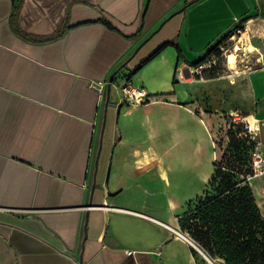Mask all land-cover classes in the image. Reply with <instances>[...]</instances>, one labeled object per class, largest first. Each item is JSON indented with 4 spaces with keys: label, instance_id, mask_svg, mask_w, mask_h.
<instances>
[{
    "label": "crops",
    "instance_id": "0c3cea01",
    "mask_svg": "<svg viewBox=\"0 0 264 264\" xmlns=\"http://www.w3.org/2000/svg\"><path fill=\"white\" fill-rule=\"evenodd\" d=\"M239 26L264 53V0H0V264H194L178 217L214 167L173 200L170 148L197 174L190 122L264 121V71L186 79ZM125 63L150 99L107 105Z\"/></svg>",
    "mask_w": 264,
    "mask_h": 264
},
{
    "label": "trees",
    "instance_id": "16d2710c",
    "mask_svg": "<svg viewBox=\"0 0 264 264\" xmlns=\"http://www.w3.org/2000/svg\"><path fill=\"white\" fill-rule=\"evenodd\" d=\"M233 30L207 53L219 57L220 45L232 36ZM177 50L183 58L178 46ZM204 62L202 57L190 65L196 67ZM220 76L207 75V78ZM230 126L228 149L215 165L204 194L188 204L178 217V224L182 232L219 264H264V214L249 182L254 174L251 159L254 141L244 134L241 125ZM194 253L197 255L198 251Z\"/></svg>",
    "mask_w": 264,
    "mask_h": 264
},
{
    "label": "rangeland",
    "instance_id": "374dc122",
    "mask_svg": "<svg viewBox=\"0 0 264 264\" xmlns=\"http://www.w3.org/2000/svg\"><path fill=\"white\" fill-rule=\"evenodd\" d=\"M236 30L237 29L235 28L233 30L232 36L220 45L221 55L219 57L207 53L204 55L205 62L193 67L190 72V77L186 78L185 72L183 71L179 72V77L181 79H192L199 77L207 78V75L212 76L214 74H220L221 76H227L233 73L238 74L239 71L241 72L242 70L251 72L261 70L264 71V53L261 49L258 38L255 37L254 33L250 36H243L238 34ZM230 54L234 55V62L232 63H229L228 59ZM120 82L121 78H118L116 82H114L112 88L114 95L116 92L115 89H117L116 86ZM178 84L179 82L175 85ZM236 86L241 88L240 82H237ZM223 101L224 99L221 98V104L224 103ZM241 113L242 115H245L244 112ZM201 117L204 119L203 123H197L194 121L190 122L181 135L184 136L186 131L190 135V140L193 146H195L196 142H198L204 147V160L201 167H198V169L201 168L202 170L198 171L196 174L195 166H188L185 168L179 163L180 159L181 164H183L186 159L185 155L180 156L179 152L182 151L185 154L187 149L190 150V142H188L187 146H185V140H183L182 144H174V146L171 145L170 150L173 153L172 166L175 170L169 174V178L171 185H173L171 198L173 200L186 202V200L195 197L197 193H200V189L205 187L209 175L212 173L213 167H215V165L222 160L224 152L228 149L230 143L229 131L231 128L230 116L224 114L223 116H220V118L216 116H212L210 118L209 115L201 114ZM181 130L182 129H180V131ZM253 141V151L257 150L258 154L261 155V159L263 160L262 167H260L258 171L262 170L264 172V129H262L261 133L255 136ZM201 180L203 181L202 183H200ZM249 182L253 187L258 204L264 213V174L255 176L254 173L249 177ZM176 183L179 187L174 186ZM174 193H177L176 197H174ZM182 233L186 234L185 232ZM209 260L198 251L194 264H219L210 258Z\"/></svg>",
    "mask_w": 264,
    "mask_h": 264
},
{
    "label": "built area",
    "instance_id": "2783aa9c",
    "mask_svg": "<svg viewBox=\"0 0 264 264\" xmlns=\"http://www.w3.org/2000/svg\"><path fill=\"white\" fill-rule=\"evenodd\" d=\"M238 34H243L246 32V28L243 27H235ZM114 84V83H113ZM112 84V85H113ZM105 83L101 84L100 88L103 90L105 88ZM117 91L121 95V98L125 102L133 103V104H144L149 101V95L145 92L142 87H136L128 81V78H122L121 82L116 86ZM230 125L237 124L241 125L244 129V134L248 135L252 140L255 139V136L262 132L264 129V121H261L255 117H245L241 113L237 112L230 116ZM257 149V147H256ZM252 166L254 168L255 176L264 174L262 170L258 171L260 167H262L263 160L261 159V155L258 154L257 150L252 152L251 155ZM178 235L191 243V238L180 231L177 232ZM192 244V243H191ZM131 253V252H129Z\"/></svg>",
    "mask_w": 264,
    "mask_h": 264
},
{
    "label": "water",
    "instance_id": "95a60500",
    "mask_svg": "<svg viewBox=\"0 0 264 264\" xmlns=\"http://www.w3.org/2000/svg\"><path fill=\"white\" fill-rule=\"evenodd\" d=\"M126 65L123 64V66L119 67L117 70H115L112 75L110 76L108 82H107V105H109L110 103V95H111V92H112V84L118 79V78H121L120 76V72H121V69L122 67H124ZM190 72H191V69L189 68L188 69V72L186 74L187 77H190ZM125 78V77H124ZM191 243L195 246V248L201 253L203 254L208 260H209V257L194 243L191 241ZM210 261V260H209Z\"/></svg>",
    "mask_w": 264,
    "mask_h": 264
},
{
    "label": "bare ground",
    "instance_id": "6f19581e",
    "mask_svg": "<svg viewBox=\"0 0 264 264\" xmlns=\"http://www.w3.org/2000/svg\"><path fill=\"white\" fill-rule=\"evenodd\" d=\"M251 48H252V47H251ZM228 59H229V63L234 62V55H233V54H230V55L228 56Z\"/></svg>",
    "mask_w": 264,
    "mask_h": 264
}]
</instances>
